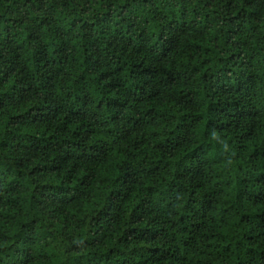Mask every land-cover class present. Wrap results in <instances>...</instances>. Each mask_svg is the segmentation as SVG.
<instances>
[{
  "label": "trees",
  "instance_id": "1",
  "mask_svg": "<svg viewBox=\"0 0 264 264\" xmlns=\"http://www.w3.org/2000/svg\"><path fill=\"white\" fill-rule=\"evenodd\" d=\"M0 264H264V0H0Z\"/></svg>",
  "mask_w": 264,
  "mask_h": 264
}]
</instances>
